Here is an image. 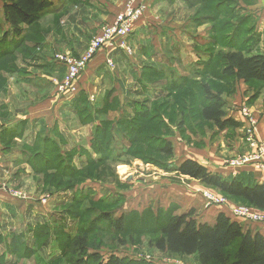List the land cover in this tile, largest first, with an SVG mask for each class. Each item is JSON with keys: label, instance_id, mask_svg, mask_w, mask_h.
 <instances>
[{"label": "crops", "instance_id": "obj_1", "mask_svg": "<svg viewBox=\"0 0 264 264\" xmlns=\"http://www.w3.org/2000/svg\"><path fill=\"white\" fill-rule=\"evenodd\" d=\"M5 1L0 0V36L9 33L10 42V25L3 16ZM49 2L52 3L50 10L33 26H23L21 42H16L19 45L16 50L25 44L30 47L21 53L19 59L27 72L18 74L17 78L20 83L22 80L30 86L32 92L24 89L26 91L14 92L12 97L8 92L4 95L2 88L6 85L10 88L13 83L4 80L2 87L0 81V179L5 180L9 176L8 182L19 188L40 172V168L36 167L35 156L25 146L35 148L41 136L45 144L53 145L58 155L69 158L72 164L75 159L84 157L86 161L87 156L92 160L95 154L100 156L94 153L93 143L101 138L106 126L111 132L108 133L111 139L120 147V121L132 120L141 103L151 106L153 102L165 98L169 93L165 89L168 82L198 76V72L211 59V51H206V48L215 45L211 36L212 25L196 24L195 19L185 15L186 12L190 15L191 10L185 1L146 0L149 10L127 39L133 54H126L121 49L99 52L82 76L78 94L72 97L61 96L56 90V82L66 74V67L54 60V54L58 50H69L74 55H81L100 27L120 11L121 4H118V0ZM238 4L231 15L243 17L255 14V21H252L249 30L256 38L251 46L252 53L248 54L264 55V4L261 0L259 6H247L242 1ZM176 8L183 11L177 13ZM29 36L31 41H28ZM40 36L43 39L36 41L35 38ZM0 56L1 60L7 55ZM108 60L113 63V69L107 65ZM137 62L142 65H137ZM1 79L3 77L0 75ZM243 84L241 82V90L229 100L234 101L233 105H239L245 103L251 95L256 96L251 105L259 115L256 135L264 139V91L254 95L252 88L244 87ZM93 96L96 101L92 100ZM176 129L175 135H167L165 140L173 142L179 138ZM187 134L188 140H205L199 131L190 130ZM241 139L238 137L233 142L235 148L242 145ZM183 144L182 141L179 154L182 160L174 161L176 165L173 169L159 180L146 181V184L141 182L130 187L133 188V196L129 193V197L135 202H144L145 207L156 214L179 216L194 210L199 222L211 226L223 213L240 223L244 232L259 233L264 238V225L234 218L229 207H207L202 194L203 186H198L199 182L176 171L183 161L192 159L224 179L238 177L248 183L264 185V170L226 165L224 159L216 155V143L212 144L207 138L202 149L195 150L192 148L193 143L191 147ZM41 153L45 154V151ZM57 223H61L64 232L58 229ZM71 223L72 220L67 216H41L32 199L18 200L0 193V264L59 263L64 259L61 245L65 238L63 235L75 236L78 233V229ZM163 261L158 260V263L175 264Z\"/></svg>", "mask_w": 264, "mask_h": 264}, {"label": "rangeland", "instance_id": "obj_2", "mask_svg": "<svg viewBox=\"0 0 264 264\" xmlns=\"http://www.w3.org/2000/svg\"><path fill=\"white\" fill-rule=\"evenodd\" d=\"M241 1L242 4L245 3L247 6L256 4L259 6L260 3V0ZM229 2L233 3V0H206L205 3L192 7L185 3L191 9L190 15L188 12H186L185 15L188 14V17H192L193 20L195 19L196 24L202 25L204 23V25H206L210 23L213 29L215 28L211 36H214L215 39L217 38L218 43L208 47L209 49L206 48V51H211L210 53L213 54L212 56L215 57V59L209 63L206 75L192 77L190 83L181 90H171L168 82L167 88L165 89L169 93L162 100L152 103L153 108L148 114L147 120H140L138 118L133 120V124L135 123L134 126L137 127V129L142 125L140 129L141 133L136 135L138 136L137 139L134 138L135 134L129 131L128 128L126 129L123 125V130L124 128L125 130H122L118 135L119 143L121 144H119L120 147H117V143H114L111 139L109 144L103 142L105 145L102 148V153L94 148V153H99V157L95 154L96 157L92 158V160H90L88 156L86 161L84 159L86 157L75 159V163L72 164L69 158H63L58 155L53 145L45 144L43 142L44 137L40 136L41 140L38 141L35 148L29 149L25 146L26 150L32 152L35 156L36 167L40 168V172L35 175L33 180L26 181L20 188L8 182L9 176L5 178V180L0 179V193H5L18 200L30 201L32 199L41 213V216H67L72 220L71 225L74 224L75 228L78 229V235H84V237H86L91 253L103 252L102 254L104 256L117 255L128 261H136L137 264H158V260L162 262H165L163 260H168L175 264H198L195 257L173 256L161 253L151 245V238H154L156 235L154 236V233H149L148 231L154 229V221L151 217H148L146 219L148 222L142 224L141 221L143 217L141 216H161L162 222L166 214H156L155 211L154 213L150 208L145 207L144 202H135V200L129 197V193L133 196V188L130 189V187L135 186V184H140L141 182L146 184V181L159 180L168 173L167 171H169V169H173L176 165L174 161L179 162L182 160L179 155L181 154L182 141L185 147L186 145L191 147V143H193L192 146L194 147L192 148L197 150L202 149L201 147L206 143V138L210 139V142L212 144L216 143L218 147L216 149V155L219 158H223L226 165L234 160L247 159V164L240 168L264 170V151H262V149L259 151V157H261V159L260 162H258L254 155L257 143L251 141V145H249L246 141L247 130L245 127L249 125V122L246 118H243L240 113L242 107L245 106L250 113L254 115L255 120H257L256 128L259 127V115L257 110H254L253 106H251L256 96L253 97L251 95V98H248L245 103L233 105L234 101L232 102L229 99L232 98L231 96L237 95L238 90H241V82L234 83V81L222 77V67L220 66L221 64L218 56L219 52L228 51L234 47L246 52V54L249 52L252 53L251 46L253 45L256 35L249 30V27L253 24L252 21H255V14L251 15L250 19H247L249 17L248 15H244L243 17L230 15L229 12H231L232 7L228 6V4H230ZM261 2L264 4L262 0ZM118 4H121L120 11L111 21L104 23L100 27L98 33L91 39L81 55H74L69 50H58L54 54V60L66 67V74H64L61 80L56 82L58 95L76 96L80 90L79 85L82 76L96 55L102 51L115 50L111 47L97 49L73 80L75 83L72 90H75L74 92L76 93L69 94L68 91L62 92L63 90L60 88L61 86L66 87L63 81L66 80L68 75V67L86 58L92 46L96 44L97 40L101 39V36L107 28L114 26L119 20V17L128 13L134 4L144 8L143 18L149 10L146 0H118ZM220 4L222 5L220 6ZM234 5L233 8L237 7L238 4ZM175 10L179 13L182 9L176 8ZM244 20L246 21L242 26L241 23ZM137 23L134 24V28ZM42 29L46 31L43 27ZM47 34L46 32L45 35ZM2 36L1 34L0 51L4 49L10 51L11 48L16 46V42L7 43V41H2ZM40 39H43V37L40 36V38H35L36 41H40ZM29 40L30 36L28 38V41ZM123 43L127 46L128 52L123 51L126 52V54L132 55L133 50L127 44V40L119 39L115 42L114 46L119 47L123 45ZM27 45L28 44H25L21 47L23 50L17 49L18 51L16 50V52H13L14 54L4 56V58L2 57L0 60V75L3 77V79L0 80L2 82V87H4V80L13 83L10 88L7 87V85L2 88L4 91V93H2L4 95L8 92V95L12 97L14 92L19 90L23 92L24 89L32 92L29 89L30 86L25 85L22 80L20 83L17 78L19 77L18 74H26L27 72V68L23 69V64L19 60L21 55L29 50L30 47ZM60 58L69 66L59 61ZM111 63V60L107 61V65L113 69L114 66L111 65ZM136 64L139 66L142 65L140 62ZM202 79L206 82L208 81L212 89L215 88L216 90L222 91L224 97L227 99L226 110L228 117H232L241 124L239 129L220 132L211 123L201 120L200 105L204 99V94L198 89V86L202 83ZM243 86L246 87L247 85L243 84ZM258 86L257 84L253 85L251 91L254 95L260 91ZM190 99H192L191 103H189ZM92 100L96 101L95 96L92 97ZM230 104L233 108H230ZM175 110H177L176 113ZM167 116L172 117L173 124L171 123L172 125H168V127L161 126V119ZM183 117H185L187 126L181 129L180 118ZM130 118H132V116ZM176 128H178L180 135H177L179 138L176 139L174 137V141H171L175 147V153L173 158H169L160 151V147L165 136H171V134L175 135L174 130H177ZM190 130L195 132L199 131L202 136H205V140L189 139V141L187 131ZM238 137L242 138L241 141L243 140V146L240 145L235 148L233 142H235ZM248 139L250 140L251 137L249 136ZM259 140L264 143V139ZM229 148L232 149L228 151ZM42 150L45 151V154L41 153ZM113 153L116 154L117 157H114ZM36 155L39 156L36 157ZM167 164L168 166H172L169 169H165ZM65 171L66 173L68 172L69 176L71 172H76L77 176H75V178L71 176H66L67 178L63 177L62 174H64ZM197 182L200 183L199 185L197 183L198 186H203L202 194L205 198L207 207L215 206H209L208 204V201H210L209 197H212L221 202L224 201L225 203L221 204V206L229 207L234 210L248 208L251 209L250 211L252 213H260L259 210L253 207L230 199L215 189L205 187L200 181ZM105 216H130L131 218L128 219L124 232L118 233L111 227L109 221L102 219L105 218ZM95 221L96 224L94 223ZM93 224L97 227L95 228ZM57 227L60 230L61 223H57ZM65 240L66 239H63V243ZM72 259L73 261H78L80 258L78 255L73 254L71 249L65 259L57 264H74ZM29 264L36 263L30 262Z\"/></svg>", "mask_w": 264, "mask_h": 264}, {"label": "trees", "instance_id": "obj_3", "mask_svg": "<svg viewBox=\"0 0 264 264\" xmlns=\"http://www.w3.org/2000/svg\"><path fill=\"white\" fill-rule=\"evenodd\" d=\"M184 1L191 7L206 2V0ZM239 1L241 0H233V3L229 2L230 4H228V6L232 7L231 12H229L230 15L234 9V4H238ZM221 5L222 4H220V6ZM51 6L52 3L49 2V0L5 1L3 16L5 22L10 25L12 40L8 42L10 34L5 33L2 37V41H7V43L21 42L23 26H33L50 10ZM250 18L249 16L247 19ZM245 21L246 20L242 21V26ZM214 29L212 28V33ZM212 38L214 44H217V38L215 39L214 36H212ZM18 46L19 45L14 46L10 51H6V49L0 51V55H10V52L15 51ZM212 55L213 54H211V59L205 65L204 69L198 72V76L207 74L209 63L215 59ZM218 56L221 64L220 66L222 67V77L234 81V83L244 82L250 88H253V85L257 84L259 85V90L264 91V55L246 54V52L234 47L228 51L219 52ZM202 80V83L198 86V89L204 94V99L200 105L201 120L211 123L220 132L239 129L241 124L232 117H228L226 110L227 103L222 91L216 90L215 88L212 89L208 81ZM190 81L191 79L187 78L177 81L174 80L169 82V86L171 90L178 91L186 87ZM191 102L192 99L189 100V103ZM152 108L153 105L149 106L145 103H141L139 110L136 111L135 117L132 120L125 119L120 121L121 129L119 132H122V126L124 125L126 129L128 128L129 131L135 134L134 138L137 139L138 136L136 135L141 133L140 129L142 125L137 129V127L134 126L135 123L133 124V120L135 118L147 120L148 114ZM83 112L85 113V111ZM176 112L177 110H175V113ZM180 119V128L183 129L184 126H187V123L185 117ZM171 123L173 124L171 116H167L160 121V125L166 127L172 125ZM102 133L103 135H101V138H98L93 143L94 148L101 153L105 145L103 142L109 144L111 140V132L106 126ZM103 137L104 139H102ZM160 151L167 157L173 158L174 146L172 142L164 139ZM171 166L172 165L168 166L167 164L165 169H169ZM176 171L183 176L200 181L205 187L215 189L230 199L264 212V185L262 184L248 183L238 177L224 179L220 174L211 172L205 166L192 159L183 161L177 167ZM62 176H69L68 172L66 173L65 171ZM70 176L75 178L77 173L71 172ZM166 216L167 217H165L162 222L161 216H141L143 217L141 221L142 224L148 222L146 221L148 217H151L154 221V229L148 232L154 233V236L156 235L154 238H151V245L161 253L183 257L195 256L198 264H264L263 236L259 233L252 234L250 231L244 232L240 223L232 220L223 213L218 216L213 226L199 222L195 218L194 210L179 216ZM129 218L131 217L120 216L117 218L116 216H105V218L102 219L109 221L111 227L116 232L123 233ZM94 223L96 224V221ZM95 224L93 225L96 228L97 226ZM61 232H64V230L61 229ZM78 234L79 232L75 236L69 234L63 235L65 236L64 239H66L65 242L61 244L63 247L62 253L64 259L69 250L71 251L72 249L73 254L78 255L80 258L78 261H73L72 259L74 264H137L136 261H128L117 255L104 256L102 254L103 252L91 253L86 237Z\"/></svg>", "mask_w": 264, "mask_h": 264}, {"label": "built area", "instance_id": "obj_4", "mask_svg": "<svg viewBox=\"0 0 264 264\" xmlns=\"http://www.w3.org/2000/svg\"><path fill=\"white\" fill-rule=\"evenodd\" d=\"M139 6H142V5H139ZM143 11H144V8L138 7L136 6V4H134L130 8L128 13H125L124 15H121L119 17V20L114 26L107 28L104 34L101 36V39L97 40L96 44L92 46L88 56L84 58L82 61L76 62V64H72L71 67H68V75L66 77V80L63 81L64 85L67 88L61 86L60 89L63 90L62 92L68 91L69 94L76 93L74 92L75 90H72V87H74V83H75V81L73 80L82 70L86 62L94 55L97 49L111 47V48H114L115 50L121 49V50L128 52L127 46H125L124 43L123 45L119 47H115L114 44L119 39L127 40L133 34L134 24L142 20ZM59 61H61L65 65L67 64L62 58H60ZM111 65H113V63H111ZM72 95H75V94H72ZM240 113L242 117L246 118L249 122V125L245 127V129L247 130V134H246L247 138L245 136L244 137L246 138V141L249 143V145H251L250 144L251 141H255L257 143L255 146L256 152L254 155H255V159L258 162H260L261 157H259V151H261V149L262 151H264L263 150L264 143H262L257 138V135H256L257 120H255L254 115L250 113V111L245 106L242 107V109L240 110ZM249 136L251 137L250 140L248 139ZM247 162H248L247 159L234 160V161L229 162L228 166L232 168H240L246 165ZM263 167H264V164H263ZM209 200H210L208 201L209 206H212V205L221 206V204L225 203L224 201L221 202L220 200H217L216 198H212V197H209ZM250 210L251 209H248V208L238 209V210H234L231 208L232 216L234 218L247 221V222H251V223H258V224L264 225V212L260 211V213H252Z\"/></svg>", "mask_w": 264, "mask_h": 264}]
</instances>
